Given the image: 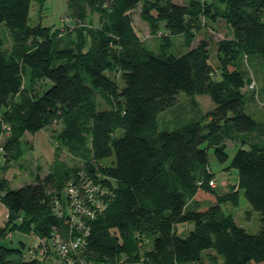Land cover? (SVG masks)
<instances>
[{"label": "trees", "instance_id": "16d2710c", "mask_svg": "<svg viewBox=\"0 0 264 264\" xmlns=\"http://www.w3.org/2000/svg\"><path fill=\"white\" fill-rule=\"evenodd\" d=\"M45 1L0 0V26L11 40L6 46L0 36V151L18 160L26 133L60 122L58 140L89 144L92 156L69 173L94 182L95 196L76 200L73 209L74 201L63 200L69 173L59 179L50 170L16 188L0 174L11 221L10 229L0 227V239L8 230L31 232L43 264L52 253L75 264H264V143L238 138L258 127L245 111L243 88L252 80L242 66L257 56L264 61V0H68L72 28L62 34L29 24L32 3L43 9ZM135 12L158 35V51L144 44ZM218 18L232 33L214 42L217 66L209 62L207 38L182 54L166 51L174 36L190 47L205 21ZM181 91L207 93L215 106L201 120L159 130L160 112ZM98 97L108 108H99ZM229 137L238 148L227 168L238 178L220 192L210 185L208 149L226 162ZM241 191L260 213L256 233L222 209L225 202L239 205ZM204 195L211 201L200 205ZM56 238L78 245L65 257L53 246ZM19 243L0 241V264L23 252Z\"/></svg>", "mask_w": 264, "mask_h": 264}, {"label": "rangeland", "instance_id": "374dc122", "mask_svg": "<svg viewBox=\"0 0 264 264\" xmlns=\"http://www.w3.org/2000/svg\"><path fill=\"white\" fill-rule=\"evenodd\" d=\"M68 0H46L43 9H40L38 2H33L31 5V11L29 16V24L34 25L38 22H42L43 25H52L54 27H60V33H64L68 28H72L67 21L71 19L67 7ZM210 1V0H209ZM134 20L136 28L144 42V44L155 51L159 50L160 39L158 35L150 33V29L144 21L139 17V13H134ZM206 23L197 31L195 38L193 39L191 46L188 47L184 42V38L181 36H174L173 43L167 46L166 51L168 53L182 54L188 49L196 46L198 42L207 38L210 43V57L209 62L217 66V49L215 43L218 39L229 36L232 33L231 27L223 20L217 19L216 21L206 20ZM0 36L6 39V46L11 43L8 36V29L6 26H0ZM243 69L245 70V79L252 80L249 86L248 82L243 88L247 94V104L245 111L249 113L258 122V127L252 133L241 132L238 134V138L252 140L254 137L256 142L264 143V61L257 57H254L251 61L243 63ZM254 84V86H253ZM46 86L45 83L36 85V88L42 89ZM99 108H108V104L100 97H98ZM215 103L207 93L202 94H188L181 91L178 95V100L175 104L165 108L160 112L158 116L159 130H172L184 123L201 120L206 111L213 109ZM62 128V123L57 122L51 126L45 127L33 134L26 133L23 136V149L24 154L18 160H6L3 152L0 151V174H5L10 181V186L13 188L20 187L26 183H31L37 174L44 176L50 170L55 171L57 178L63 179V175L71 172L76 167H80L84 164L87 156H92L89 148V144H81L80 146L66 145L56 137V131ZM55 133V134H54ZM233 136V135H232ZM252 137V138H253ZM4 136L0 140V145L3 144ZM237 140L229 137L226 138V150L229 154V159L226 162H221L214 153V147L208 149V167L214 173L213 180L216 181V189L220 192H224L231 187V183H234L238 178L237 169H228L227 166L235 154L238 146ZM66 180V186L64 187L63 200H92L91 196L94 189L91 185L94 182L87 183L89 179H86V175L82 174L84 180L82 182L78 179L76 173H69ZM75 179V185H71V182ZM72 180V181H71ZM214 186V187H215ZM102 193L103 190H100ZM67 192V194H65ZM98 192V191H97ZM96 192V193H97ZM100 197L98 196V199ZM57 200H61L57 198ZM211 199L204 195V199L199 201L200 205L209 204ZM81 202V201H80ZM75 209V207H72ZM222 209L225 213H231L236 222L244 227L250 233H256L260 229V213L254 210L248 201L246 200L243 192L240 194L239 205H235L231 202H225L222 204ZM8 218V208L0 200V227L8 226L10 229L11 221L6 222ZM10 223V224H9ZM184 229L180 227L179 230ZM31 232L26 234L19 231H10L2 236L0 241L9 246H18L19 240H23V252L14 253L10 256L12 259H16L18 256L24 258L33 253L34 237ZM57 256V257H56ZM125 257L123 256L122 259ZM62 259L57 254H48L47 264H62ZM208 260L204 259V263ZM117 264H146L142 259L137 260H122ZM201 264V263H192Z\"/></svg>", "mask_w": 264, "mask_h": 264}, {"label": "built area", "instance_id": "2783aa9c", "mask_svg": "<svg viewBox=\"0 0 264 264\" xmlns=\"http://www.w3.org/2000/svg\"><path fill=\"white\" fill-rule=\"evenodd\" d=\"M210 185L211 186H215L216 185V181L212 179L210 181ZM71 201H74L75 202L74 207L78 205V203H77L76 200H71ZM77 245H78V243L75 241V239H73V240H71L70 242L67 243L66 241H63L62 242L59 238H56L55 241L53 242V246H56V249L57 250H59L62 253L65 252V257H66V253H67L66 250L68 249V247L71 246V249L72 248L75 249V246H77ZM34 251L36 253H33L30 256H28V257H24V259L29 260V259L34 258V257H39L40 259H43V257H42L43 250H41V249H34L33 252ZM61 259L63 260L62 261V264H75V261L73 259H71V258L64 259L63 257H61ZM81 264H88V263L82 262Z\"/></svg>", "mask_w": 264, "mask_h": 264}, {"label": "water", "instance_id": "95a60500", "mask_svg": "<svg viewBox=\"0 0 264 264\" xmlns=\"http://www.w3.org/2000/svg\"><path fill=\"white\" fill-rule=\"evenodd\" d=\"M6 264H43V261L39 257H34L29 260L9 258L6 260Z\"/></svg>", "mask_w": 264, "mask_h": 264}, {"label": "crops", "instance_id": "0c3cea01", "mask_svg": "<svg viewBox=\"0 0 264 264\" xmlns=\"http://www.w3.org/2000/svg\"><path fill=\"white\" fill-rule=\"evenodd\" d=\"M205 264H209V262H205ZM247 264H263V263H261V262H249Z\"/></svg>", "mask_w": 264, "mask_h": 264}]
</instances>
